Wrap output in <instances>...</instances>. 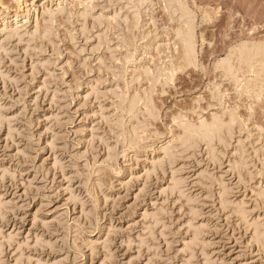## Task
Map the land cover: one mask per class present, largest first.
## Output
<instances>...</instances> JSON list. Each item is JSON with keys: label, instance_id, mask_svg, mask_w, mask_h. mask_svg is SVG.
I'll use <instances>...</instances> for the list:
<instances>
[{"label": "rangeland", "instance_id": "374dc122", "mask_svg": "<svg viewBox=\"0 0 264 264\" xmlns=\"http://www.w3.org/2000/svg\"><path fill=\"white\" fill-rule=\"evenodd\" d=\"M186 2L191 63L167 0H0V264H264V0Z\"/></svg>", "mask_w": 264, "mask_h": 264}, {"label": "bare ground", "instance_id": "6f19581e", "mask_svg": "<svg viewBox=\"0 0 264 264\" xmlns=\"http://www.w3.org/2000/svg\"><path fill=\"white\" fill-rule=\"evenodd\" d=\"M127 1L131 5H133V7L136 8V11H138L137 13L139 14V10L141 9L142 6H144L147 3L148 0H127ZM167 1L169 5L168 7L171 10L172 15L178 17L180 21V25L177 31H175L176 32L175 35L179 37L183 42L184 58L188 63L195 62L197 51H196V40H195L196 36H194V31H195L194 16H192V11L188 6L186 0H167ZM137 17L138 16H136V18ZM232 52H230L231 54H229L231 56L228 55V57L223 58L220 61V66L222 67L224 73L229 75L233 79V81L238 82L239 80L238 72L243 66L246 67L247 71L249 70L254 73L257 71L259 72L264 71V41H254L252 43L244 42L239 46H237V48H235L234 50L232 49ZM234 59L237 60L238 65L237 63L235 64L233 62ZM136 97L135 98L133 97L129 102L130 105L128 104L129 105L128 111H133V109L134 110L136 109L135 107L139 101V96ZM231 113H230V119H228L227 121L223 119V116L218 114V115H214L210 121L208 120L201 121L199 125L186 124L185 128H183L182 132L184 135L181 136L182 138L180 142L183 144L185 143V147H187L188 145L186 144H189V146L195 144L192 143V145H190V142L192 140H196V141L198 140L199 142L205 141L208 144V146H211L212 143L214 144L215 140H217L218 142L219 140L222 141L224 135L225 134L229 135L231 133V130H233V128L235 127L236 122H238L237 115L235 116L234 114ZM181 143L180 145H183ZM171 148L173 149V147ZM172 149H169V151H171ZM177 183L179 184V182ZM178 184H176L175 181L174 185H177V187L175 188H178ZM246 216L245 218L247 219ZM256 224L257 223H255V226ZM260 225L261 224L259 223L258 227L256 226L254 228L255 230L254 234L258 243L264 245V229L261 228ZM199 232L200 229L197 230L196 228L195 229L196 234L194 236L195 238H197V241H198ZM194 240L196 241V239L193 238V242Z\"/></svg>", "mask_w": 264, "mask_h": 264}]
</instances>
